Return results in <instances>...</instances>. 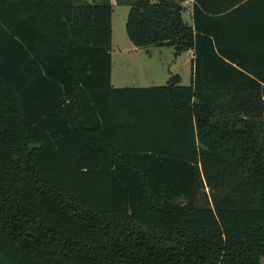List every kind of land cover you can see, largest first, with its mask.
Here are the masks:
<instances>
[{"label": "trees", "instance_id": "trees-1", "mask_svg": "<svg viewBox=\"0 0 264 264\" xmlns=\"http://www.w3.org/2000/svg\"><path fill=\"white\" fill-rule=\"evenodd\" d=\"M111 1L0 0V264H260L264 0H113L193 51L155 87L112 86Z\"/></svg>", "mask_w": 264, "mask_h": 264}, {"label": "rangeland", "instance_id": "rangeland-1", "mask_svg": "<svg viewBox=\"0 0 264 264\" xmlns=\"http://www.w3.org/2000/svg\"><path fill=\"white\" fill-rule=\"evenodd\" d=\"M112 3L111 14V79L118 87L163 86L171 75L178 74L181 84L190 82L191 57L188 52L174 54L172 48H135L127 38L125 21L128 7ZM187 23L191 21L182 16ZM183 199L173 202L182 205ZM260 264H264V259Z\"/></svg>", "mask_w": 264, "mask_h": 264}, {"label": "built area", "instance_id": "built-area-1", "mask_svg": "<svg viewBox=\"0 0 264 264\" xmlns=\"http://www.w3.org/2000/svg\"><path fill=\"white\" fill-rule=\"evenodd\" d=\"M194 3V0H182V15L187 17L190 21L192 18V5ZM190 54L193 56V51H189Z\"/></svg>", "mask_w": 264, "mask_h": 264}, {"label": "crops", "instance_id": "crops-1", "mask_svg": "<svg viewBox=\"0 0 264 264\" xmlns=\"http://www.w3.org/2000/svg\"><path fill=\"white\" fill-rule=\"evenodd\" d=\"M111 14H112V12H111ZM111 52V51H110ZM146 54H149L150 53V50H146V52H145ZM188 53H189V55H190V57H191V61H192V58H193V56L190 54V52L188 51ZM191 68H192V63H191V66H190V82H189V84L191 83ZM174 75H178V74H174ZM179 76V75H178ZM179 78H180V76H179ZM181 78H180V84H181ZM111 84H112V86L113 87H118V86H116L115 84H113V82H112V79H111ZM188 84V85H189ZM181 85H184V84H181ZM185 86V85H184ZM125 87V86H124ZM153 87V86H152Z\"/></svg>", "mask_w": 264, "mask_h": 264}]
</instances>
